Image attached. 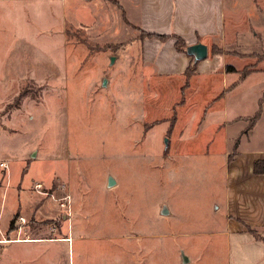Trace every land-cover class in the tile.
Segmentation results:
<instances>
[{
    "label": "rangeland",
    "instance_id": "374dc122",
    "mask_svg": "<svg viewBox=\"0 0 264 264\" xmlns=\"http://www.w3.org/2000/svg\"><path fill=\"white\" fill-rule=\"evenodd\" d=\"M122 4L132 11L128 0H0V204L40 195L20 236L51 241L50 264H235L229 163L264 152V36L260 52L208 46L186 76L161 75ZM23 243H5L4 260L31 264L38 251Z\"/></svg>",
    "mask_w": 264,
    "mask_h": 264
},
{
    "label": "crops",
    "instance_id": "0c3cea01",
    "mask_svg": "<svg viewBox=\"0 0 264 264\" xmlns=\"http://www.w3.org/2000/svg\"><path fill=\"white\" fill-rule=\"evenodd\" d=\"M128 1L132 11L126 10L123 4L122 6L126 10L128 20L131 21L137 30L139 29L145 33L151 32L154 34L168 35L166 39L157 38L156 35H152L153 37L151 38H136V40H141L140 45L143 50V60L152 64L161 75L178 74L186 76V69L189 65L191 55L186 50L177 48L175 36L182 38L186 45L201 41L207 47L211 46L212 52L215 46L225 49L227 52H233L236 49L233 47L235 45L239 49L243 46L245 49L243 48L241 50L246 53L250 50L260 52L254 48L253 43L262 40L264 36V0ZM130 15L133 17H130ZM223 54L225 53L218 52L216 55H218V58H221V56L223 58ZM229 64L235 66L234 63ZM199 66H201L200 62H198ZM210 69L211 71L214 70L211 66ZM251 72H254V70L250 71L249 74ZM239 81H236L231 87L225 86L228 88L224 87L225 90L222 95L224 96L226 90H230L239 84ZM219 99L216 101H219ZM245 115L243 113L235 115L233 121L241 120L242 116ZM225 121L224 117L216 119L217 125L220 123L225 124ZM239 139L240 137L237 142H239ZM262 158H264V152H236L234 159L229 163L230 176L228 177V183L231 186L230 189L232 190V187L234 189V196L229 203L230 207H228L230 220L227 219L228 223L225 225V234L231 239L233 238L236 244L237 257L235 264H264V241L256 238L255 234L250 231V229L264 231V174H256L253 172L254 162ZM4 167L7 168L6 175L8 176H6V182H8L10 178L9 163H6ZM6 182L5 185L7 184ZM24 193L26 194V198H23V201L20 202L18 199L19 194L16 199L14 198V207H11L6 212L0 204V220L6 222L18 210L29 211V218H26V220L40 217L39 213L41 214L43 212L42 207L44 203L39 199L40 195H37L36 198L31 200L29 192L24 189ZM26 237L22 238V240L9 242H26L22 244L21 248L27 251L31 249L37 250L39 259L36 261L37 256L33 257L31 264H35L34 261L40 262L39 264H46V262L50 264L48 243L51 241L41 235L31 236L27 234ZM55 242L58 244L64 243L65 239H55ZM74 242L75 240H72L69 244L72 243L73 245ZM63 243L61 249L65 248ZM6 248L4 245L0 246V264H21L20 261L13 259L8 262L4 260ZM44 248L47 249V253H45Z\"/></svg>",
    "mask_w": 264,
    "mask_h": 264
},
{
    "label": "built area",
    "instance_id": "2783aa9c",
    "mask_svg": "<svg viewBox=\"0 0 264 264\" xmlns=\"http://www.w3.org/2000/svg\"><path fill=\"white\" fill-rule=\"evenodd\" d=\"M1 164L6 166L5 161L1 162ZM42 186L43 185L41 181H36L34 184L35 189H37L40 192H46L41 188ZM68 196L69 194L66 193L63 198L68 199ZM60 204L65 205L63 201H61ZM13 220H14L13 227L12 228L7 227L6 230H4V228L1 225V221H0V246L4 245L5 243L9 241L22 240V238H27V237L20 236L23 225L27 222L26 217L23 214H21V215H17ZM12 229L15 231V233H17V236L10 235V232Z\"/></svg>",
    "mask_w": 264,
    "mask_h": 264
},
{
    "label": "trees",
    "instance_id": "16d2710c",
    "mask_svg": "<svg viewBox=\"0 0 264 264\" xmlns=\"http://www.w3.org/2000/svg\"><path fill=\"white\" fill-rule=\"evenodd\" d=\"M145 35H147L148 37H150L152 35H156L160 39H166V37L168 36V35H163V34H154V33H151V32L150 33H145ZM175 37H176L175 44H176L177 48L186 50V48H185L186 44H185L184 40L182 38H180L179 36H175ZM193 59H194L193 56H191L189 65H188V67L186 69V74H188V70H189L191 64L192 63L195 64L197 62V61H195ZM197 60H200V59H197ZM227 68L229 69V71L230 70H235V68L232 67V66H227ZM189 72H192V71H189ZM246 73L247 72H242V76H245ZM257 112L259 113V111H256V113ZM258 113L255 114L256 116H254L253 120L251 118L252 122H255V119L257 118ZM261 163H264V160H257V161L254 162V168H253V172L254 173H256V174H264V167H263L264 165L261 166L260 165ZM10 221H11V225H9V228H12L13 227L12 223L14 222L13 218ZM250 231L253 233L255 230L250 229Z\"/></svg>",
    "mask_w": 264,
    "mask_h": 264
},
{
    "label": "water",
    "instance_id": "95a60500",
    "mask_svg": "<svg viewBox=\"0 0 264 264\" xmlns=\"http://www.w3.org/2000/svg\"><path fill=\"white\" fill-rule=\"evenodd\" d=\"M186 52L193 56V60L197 61V59H202L205 58L208 54V47L206 46L205 43L201 42V41H197L196 43L193 44H188L186 45ZM110 60H113V56H111ZM113 176L110 175L108 177V185H110L113 182ZM163 211H165V209H163ZM184 261L187 260L186 256H183Z\"/></svg>",
    "mask_w": 264,
    "mask_h": 264
}]
</instances>
